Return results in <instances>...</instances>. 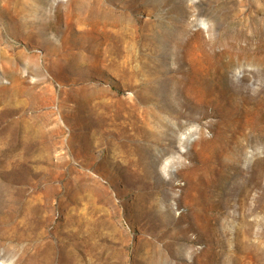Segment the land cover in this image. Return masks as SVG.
<instances>
[{"label": "rangeland", "instance_id": "rangeland-1", "mask_svg": "<svg viewBox=\"0 0 264 264\" xmlns=\"http://www.w3.org/2000/svg\"><path fill=\"white\" fill-rule=\"evenodd\" d=\"M133 1L0 0V184L65 212L78 264H264V0ZM87 20L140 40L96 52ZM166 29L185 57L161 54ZM5 195L0 224L20 219ZM37 232L0 230V264Z\"/></svg>", "mask_w": 264, "mask_h": 264}, {"label": "bare ground", "instance_id": "bare-ground-1", "mask_svg": "<svg viewBox=\"0 0 264 264\" xmlns=\"http://www.w3.org/2000/svg\"><path fill=\"white\" fill-rule=\"evenodd\" d=\"M135 1L133 2L135 3ZM152 10L153 5L147 9L148 12ZM78 31L85 35L94 51L103 52L108 56L132 51L140 40L137 24L122 25L115 20L101 22L87 20L83 26L79 27ZM181 39H183L182 30L166 29L158 38L161 54L185 57L187 44L191 41V37H187L185 40ZM111 65L112 61L109 60V66ZM168 92L187 98V92L183 85L174 84L173 89ZM2 194H6L5 198L8 200L10 213L15 218L20 216V219L10 222H8L10 219L8 215L2 217L0 224L2 233L11 236L14 233L26 231L28 226L38 231L35 252L26 260L25 264H78L81 255L89 252L87 241L84 242L81 252L77 251L75 246L67 247V244L62 241L59 235L60 227L66 221L67 215L63 211H60L57 216L51 213L45 197L31 195L23 187H8L0 184V203L3 202ZM89 221L88 216L77 218L75 221L76 231L81 232L83 229L86 231ZM17 261L16 263L20 264L21 258L18 257Z\"/></svg>", "mask_w": 264, "mask_h": 264}]
</instances>
